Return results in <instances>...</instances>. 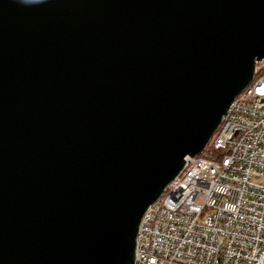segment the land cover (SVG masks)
Listing matches in <instances>:
<instances>
[{
	"label": "water",
	"instance_id": "water-1",
	"mask_svg": "<svg viewBox=\"0 0 264 264\" xmlns=\"http://www.w3.org/2000/svg\"><path fill=\"white\" fill-rule=\"evenodd\" d=\"M263 59L264 0H0V264H135Z\"/></svg>",
	"mask_w": 264,
	"mask_h": 264
},
{
	"label": "built area",
	"instance_id": "built-area-1",
	"mask_svg": "<svg viewBox=\"0 0 264 264\" xmlns=\"http://www.w3.org/2000/svg\"><path fill=\"white\" fill-rule=\"evenodd\" d=\"M135 264H264V59L202 155L144 215Z\"/></svg>",
	"mask_w": 264,
	"mask_h": 264
},
{
	"label": "rangeland",
	"instance_id": "rangeland-1",
	"mask_svg": "<svg viewBox=\"0 0 264 264\" xmlns=\"http://www.w3.org/2000/svg\"><path fill=\"white\" fill-rule=\"evenodd\" d=\"M203 155L206 156V157H208V158L211 157L210 155H207V154H203Z\"/></svg>",
	"mask_w": 264,
	"mask_h": 264
},
{
	"label": "clouds",
	"instance_id": "clouds-1",
	"mask_svg": "<svg viewBox=\"0 0 264 264\" xmlns=\"http://www.w3.org/2000/svg\"><path fill=\"white\" fill-rule=\"evenodd\" d=\"M22 2H23V0H22Z\"/></svg>",
	"mask_w": 264,
	"mask_h": 264
}]
</instances>
